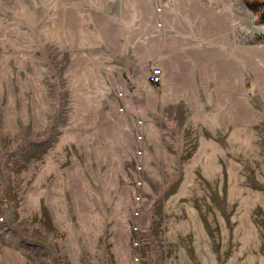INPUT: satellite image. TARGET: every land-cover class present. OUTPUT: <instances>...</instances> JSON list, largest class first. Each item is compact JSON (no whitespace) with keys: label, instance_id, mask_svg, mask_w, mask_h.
<instances>
[{"label":"rangeland","instance_id":"obj_1","mask_svg":"<svg viewBox=\"0 0 264 264\" xmlns=\"http://www.w3.org/2000/svg\"><path fill=\"white\" fill-rule=\"evenodd\" d=\"M263 11L0 0V264H264Z\"/></svg>","mask_w":264,"mask_h":264},{"label":"built area","instance_id":"obj_2","mask_svg":"<svg viewBox=\"0 0 264 264\" xmlns=\"http://www.w3.org/2000/svg\"><path fill=\"white\" fill-rule=\"evenodd\" d=\"M162 82V71L161 69H155L151 76V83L158 85Z\"/></svg>","mask_w":264,"mask_h":264},{"label":"trees","instance_id":"obj_3","mask_svg":"<svg viewBox=\"0 0 264 264\" xmlns=\"http://www.w3.org/2000/svg\"><path fill=\"white\" fill-rule=\"evenodd\" d=\"M259 20L264 23V11L260 13Z\"/></svg>","mask_w":264,"mask_h":264}]
</instances>
